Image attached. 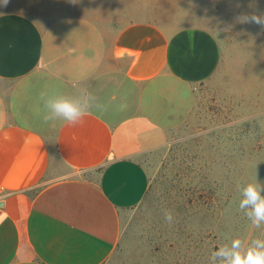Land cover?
Listing matches in <instances>:
<instances>
[{
    "label": "crops",
    "instance_id": "obj_1",
    "mask_svg": "<svg viewBox=\"0 0 264 264\" xmlns=\"http://www.w3.org/2000/svg\"><path fill=\"white\" fill-rule=\"evenodd\" d=\"M221 60L205 28L0 14V264H108L149 189L138 157L168 141L162 121L127 112L136 88L200 84ZM58 98L84 115L54 116Z\"/></svg>",
    "mask_w": 264,
    "mask_h": 264
},
{
    "label": "rangeland",
    "instance_id": "obj_2",
    "mask_svg": "<svg viewBox=\"0 0 264 264\" xmlns=\"http://www.w3.org/2000/svg\"><path fill=\"white\" fill-rule=\"evenodd\" d=\"M10 12L83 16L105 32L128 22L168 33L200 27L220 43L222 60L208 81L164 76L136 88L137 105L127 112L162 121L168 141L138 157L149 189L124 213L108 264H223L213 258L220 247L264 240V225L255 228L239 207L248 183H259L264 196V26L242 22L264 16V0H0V14Z\"/></svg>",
    "mask_w": 264,
    "mask_h": 264
},
{
    "label": "clouds",
    "instance_id": "obj_3",
    "mask_svg": "<svg viewBox=\"0 0 264 264\" xmlns=\"http://www.w3.org/2000/svg\"><path fill=\"white\" fill-rule=\"evenodd\" d=\"M2 2L4 5L7 4V0H2ZM242 22H254L264 26V16H246ZM47 107L54 116L63 118L69 123H75L84 115L76 102L64 98L49 101ZM261 191L259 183H248L243 190V199L239 205L241 210L248 209L245 214L255 228L264 225V196L261 195ZM172 218L170 212L165 213L167 221L171 222ZM241 244L240 239H234L230 247L222 246L215 251L213 258H223V264H264V240H253L244 250L241 249Z\"/></svg>",
    "mask_w": 264,
    "mask_h": 264
},
{
    "label": "water",
    "instance_id": "obj_4",
    "mask_svg": "<svg viewBox=\"0 0 264 264\" xmlns=\"http://www.w3.org/2000/svg\"><path fill=\"white\" fill-rule=\"evenodd\" d=\"M1 205L3 204V203H0Z\"/></svg>",
    "mask_w": 264,
    "mask_h": 264
}]
</instances>
